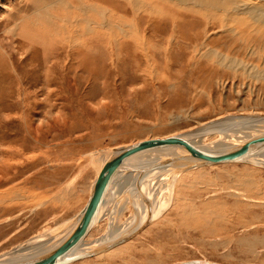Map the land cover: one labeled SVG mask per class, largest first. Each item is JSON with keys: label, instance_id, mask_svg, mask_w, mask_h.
<instances>
[{"label": "rangeland", "instance_id": "rangeland-1", "mask_svg": "<svg viewBox=\"0 0 264 264\" xmlns=\"http://www.w3.org/2000/svg\"><path fill=\"white\" fill-rule=\"evenodd\" d=\"M3 1L0 256L75 215L89 196L98 158L111 148L185 129L197 133L221 115L264 113V34L256 27L231 23V32L189 6L168 8L174 18L142 8L139 26L123 15L124 4L111 0L114 5L103 7L114 14L110 22L122 17L123 31L106 26V47L98 29L77 31L86 18L81 0H59L54 26L44 19L54 0ZM195 20L197 28L190 26ZM205 25L196 40L193 30ZM139 31L129 45L147 44L145 50L122 45L123 33ZM205 136L226 142L215 133ZM180 178L171 206L130 242L71 264H264V167L223 163ZM124 207L115 218L129 224L132 207ZM109 219L91 232V241L109 230Z\"/></svg>", "mask_w": 264, "mask_h": 264}, {"label": "bare ground", "instance_id": "bare-ground-1", "mask_svg": "<svg viewBox=\"0 0 264 264\" xmlns=\"http://www.w3.org/2000/svg\"><path fill=\"white\" fill-rule=\"evenodd\" d=\"M58 1L59 0L53 1V5L55 3L54 5L55 7L54 10L51 11L50 16H47L48 13L44 15L45 16L44 19L47 20V23L49 21H50L49 23L56 21L58 15L55 13V10L58 6ZM112 1L111 0H86V1L81 0L79 1L80 6H78L79 10L86 13L85 16L86 18L80 20L81 22H83V24L82 25L78 24L80 28H77V31L82 29V31L84 30L83 32H86V35H91L92 32H95V29H98L100 39L103 40L102 43L106 47H108V44L111 43V41H109L110 39H108L109 37L107 36V32L104 31L105 27L109 26L110 24H114L117 30H120L119 32H121L122 30L121 27L122 17L118 19L117 22H110L113 19L114 14H109L108 13L109 9L103 7V4L110 6L114 5L112 4ZM115 1L119 2L121 5L124 4L126 6V7L122 6V10L125 11L122 12L123 15L125 16V14H128L130 16H134V19L132 20L136 21L137 24L139 23V26H142V23H140V21H137L136 17L138 16L137 15L138 12H140L139 10H141L142 8L144 9L146 7L150 9L153 8L154 11H165V13L163 12L164 15L168 13L170 17L172 16V18H174L176 17V15H174L173 13H169L170 11L168 10V8L189 6L196 13L197 12L201 13V16L204 17V21L207 19V23L208 22L212 23V20H214V18L216 19L214 21L218 25L225 28H228L229 24L231 23L238 24L241 27L245 23L247 26L256 27V29L258 30V32H260V34L261 33L264 34V0H123V1L115 0ZM127 4L129 5V7H127ZM0 6L4 7L3 0H0ZM144 11L146 10L144 9ZM147 12H149V9ZM175 23L177 22L174 19L173 25L171 24V29H169V35H168L169 37L166 39L170 40L171 37L176 33ZM190 24H191L190 26H195L197 28L201 24V21L195 20L192 21ZM206 25L203 26L202 29H200V31L195 30L196 31L195 32L193 30V34L196 40L199 39L200 36L203 35V33L207 32ZM52 26H54L53 23ZM245 29L246 27L244 28V30H239V34L241 36L247 34V30L245 31ZM183 30L184 29H182V32L180 31V35L184 38V36L186 35L185 33H183ZM229 30L231 32H235V29H229ZM138 33L139 34L135 32V35L123 33L122 45L126 44L128 46L130 42L138 40L137 35H141L140 31ZM161 34L162 33H160L159 35ZM256 36L257 35L255 34V37ZM88 37L89 36H87L88 42H91L92 40L91 39L89 40ZM159 39H162V37ZM70 43H71L70 45H72L73 47L72 42ZM129 46L130 49H132L133 51L136 50L139 51L140 49L145 50L147 44H143V46H140V44L133 43ZM87 49L93 50L94 47L92 48L88 47ZM87 49L86 51H84L85 53H87ZM102 49L104 48H97L94 49L93 51L97 52ZM225 117H226L225 115H221L219 117L213 118L211 122H207V123L204 122L203 126L198 129L201 130L200 132L193 133L191 129L188 130L185 129V131L183 130L182 133L177 132V134L179 133L188 134L189 136L190 135L194 136L195 134V138L197 137V141L195 140V142L198 143L199 145L201 143V145L207 146L209 148L218 147V146L219 147L228 146L227 148H230L243 144L244 142L248 141L254 136L257 135L262 136V134L264 135V113L262 112L239 113V114H233L232 117L230 118L229 116L228 118ZM208 133L211 134L215 133V135L218 136V140L221 141L223 139L226 140V142H220V143L213 142L209 138L208 139L206 138L207 136L205 135ZM172 134H176V133H172ZM118 150H119V146L113 149L111 148L105 154L102 153V155L98 158L99 160L101 158V164L99 165V167L96 166L98 167L97 176L104 163L114 153L118 152ZM186 154H188L187 149L180 145H177V146H170V147L168 146V147H161L155 149L145 148V149L137 150L131 153L130 155L126 156L122 160V163H120L118 174L109 184V187L105 193L102 203L98 208V213L96 214L92 225L86 231V234L81 242V245L78 246V251L85 250V251H89L92 254L88 256H84L80 258V260H84L89 257L98 256L118 246L120 247V245L122 246V244L126 242L128 243V241L131 240L135 235H137L139 232L145 229L148 224H151L152 222H155L157 218H160V216L169 208V206H171V202L174 201L173 196L177 192L178 180L179 179L181 180L180 177L183 176L184 174H189L192 170L201 167L215 166L223 163H232V162H221V163L195 165L196 159L186 158L184 156ZM251 160L252 162H242V163L259 165V166L261 165L264 167V152L252 155ZM169 161L170 163L168 164ZM132 166H138L139 169L132 170L131 169ZM97 176L91 187L89 186L90 187L89 196L87 197L84 206L75 215H73L67 222L62 224L61 226L62 228L59 227L56 231H47L46 234L42 236L37 235L36 237L28 240L27 242L20 244L22 245L21 248H15V250L5 253L6 255L0 256V260H6L9 258L29 257L42 252H47L53 249L58 244H60L64 239L68 238L69 235L75 230L76 226L83 217V213H84L83 209L85 208V205L91 195ZM156 179L161 180L165 183V185H163L164 186L163 188L162 186H160L161 188L159 187V183L157 185L155 184V181H157ZM160 189L164 191V194L162 196H161L162 191ZM159 192L160 194L157 197V194ZM128 202L131 204L132 207L131 216H133V220L129 224H127V222L120 223L117 220L118 218H115V216L120 208L122 210V206H125L124 208L126 209V203ZM111 203H115L114 206H117V208L115 207L111 209L112 207ZM122 203L124 205H122ZM116 209L117 211H115ZM109 213L111 214V216L109 215ZM107 217L108 219L110 217L109 220H111L107 228L109 230L106 231V233L102 237L97 238L94 241H91L89 239L91 232L95 228H98L101 220H104ZM137 229L139 230L137 231ZM132 232L134 233L124 241L120 243L119 241L118 243L115 242L116 239L124 237L127 234L129 235ZM20 245L18 247H20ZM75 261H72L67 264H71Z\"/></svg>", "mask_w": 264, "mask_h": 264}, {"label": "water", "instance_id": "water-1", "mask_svg": "<svg viewBox=\"0 0 264 264\" xmlns=\"http://www.w3.org/2000/svg\"><path fill=\"white\" fill-rule=\"evenodd\" d=\"M233 114L225 115V118L232 117ZM223 119V118H222ZM210 120L209 122H211ZM182 133V132H181ZM169 134L166 136L148 137L129 142L119 146L118 152L114 153L102 166L93 186L91 195L83 209V217L75 230L60 244L47 252H42L29 257L9 258L0 260V264H67L78 260L84 256L91 255L89 251H78V246L92 225L98 208L102 203L109 184L118 174V169L122 160L131 153L145 148H161L180 145L187 149L186 158L196 159L195 165H203L221 162H252V155L264 152V135H257L243 144L227 148L207 147L195 142L197 137L188 134ZM187 133V132H186ZM189 133V132H188ZM170 161L168 162V164ZM132 170H138V166H132ZM143 228V227H140ZM139 229H137L138 231ZM136 231V230H135ZM134 231V232H135ZM134 232L124 237L118 238L119 243L127 239ZM116 244V243H115ZM22 245H20L21 248Z\"/></svg>", "mask_w": 264, "mask_h": 264}]
</instances>
